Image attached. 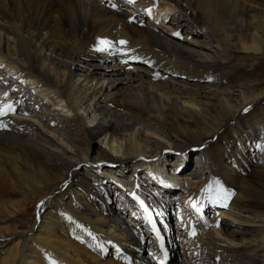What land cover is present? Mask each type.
<instances>
[{
	"label": "bare ground",
	"instance_id": "obj_1",
	"mask_svg": "<svg viewBox=\"0 0 264 264\" xmlns=\"http://www.w3.org/2000/svg\"><path fill=\"white\" fill-rule=\"evenodd\" d=\"M247 31L236 61L258 76L235 82L223 70L239 71L226 62L233 35ZM261 62L264 0H0V104L14 107L0 116V264H159L142 256L143 222L162 258L161 243L175 257L169 264H264V200H248L264 185ZM216 125L217 141L189 170L183 136L205 142ZM96 136L120 159L93 149ZM211 146L225 152L220 184L235 193L220 203L210 200L218 190ZM172 150L179 156L168 160ZM49 169L62 183L36 194ZM183 180L174 206L166 189ZM116 191L120 210L133 205L143 220L120 216ZM35 209L48 214L19 229L17 219Z\"/></svg>",
	"mask_w": 264,
	"mask_h": 264
},
{
	"label": "rangeland",
	"instance_id": "obj_2",
	"mask_svg": "<svg viewBox=\"0 0 264 264\" xmlns=\"http://www.w3.org/2000/svg\"><path fill=\"white\" fill-rule=\"evenodd\" d=\"M117 9L119 11H124V9H122V8H117ZM241 36L250 38V32L247 31V32H243V33H235L233 35V37L231 39V42H230V44L232 45V47L229 49V52H228V57H229L228 59L230 60V62L229 61L226 62L227 63L226 64L227 66H229V67H236V68L239 69V71L236 70V69L235 70L225 69V70H223L224 71L223 72V74H224L223 77L224 78H230V79H232V81L234 80L235 82H238V81H246V80H249V81L252 82V81H255V79H256V77L258 75L256 73H254V74L251 73L250 71H248L247 68H244L242 65L238 64L237 61H236L237 59H239L241 57V53H238L239 50H238V47L236 45L237 44V41L239 40V38ZM236 53H238V54H236ZM136 63H140V62L138 61ZM260 65L262 67L264 65V62H261ZM101 67H103V65ZM263 71H264V68H263ZM258 81H261L262 82L261 79L258 80ZM132 105H135L134 108H133L134 112H139L140 110H142V106H140V105H138L136 103H133ZM255 108H256V106H255ZM224 118L225 117H223L221 115L217 116V120L215 121V123L217 124L219 121H222ZM203 122L200 121V120H198L196 122H191L190 127L192 129H196V127H202L203 126ZM205 123L208 125L209 122L205 120ZM83 124L86 125V126H87V124H88V126L92 125L87 120H85V122ZM216 128H218V129L216 130ZM183 129H185V128H183ZM179 131L183 135L182 130L179 129ZM219 131H220V125H216V127L213 130V134L211 136H208L206 138V141L205 142H203V141L202 142L201 141L200 142L199 141H196L195 139H193L192 136H190V133H188L189 136H183V138L187 141V144H186V146L184 148V149H186V152L183 155L184 156H188L187 160H189V165L187 166V168H189V170L193 169V168H191V165L193 164L194 160L197 161L199 159V157H200V156H198V158H195L196 157L195 154H197L200 151V149L203 147V145L209 143L210 141L213 142V143H214V141H217L216 140L217 137L215 136L214 133H216V132L219 133ZM90 144H91V146H92L93 149H96V147H99L101 149H104L107 153H109L110 160L116 161V160H119L120 159V156L118 154H115V144H111V143H109V145L106 144L105 143V139H103V136H96V137H94L93 138V141H91ZM172 151H173V154H171L168 157L169 158L168 160H170V159L171 160H174V157L175 156H179L177 154V152H176L177 150H172ZM208 153L209 154L211 153L210 155L213 158L212 161L215 164V165H212V167H211V171H212V173H211L212 174V176H211V183L213 185H216L217 184L216 183L217 181H219V183L220 182L221 183H227V181L225 180V177L223 176V170L220 169L219 164H216V163H218V160L221 157L225 156L224 155L225 152L223 150H221V149H218L216 146H214V147L211 146V148H210V150H209ZM191 159H193V162L191 161ZM179 162H181V161H178V163ZM165 165H166V161H165ZM179 167H181L180 169L183 170L181 163L179 164ZM79 169H81V170H78V173L79 172H82L83 167H80ZM184 169H186V168H184ZM130 171L131 170L129 169V172ZM143 171L140 174L141 176L144 174ZM62 181L63 180L56 179V174L54 173V171L49 169V172L46 173L45 175H43V177L41 178V182L43 184L44 189L43 190L42 189H36V190H34V192L36 194H42V193H44V192H46V191H48L50 189L55 188L57 185H59L60 183H62ZM110 182H112V181H109V184H110ZM186 183L187 182L183 180V182H181L179 184L180 186H179V189L177 191H174V189H175L174 186H173V188H167L166 189V190L169 191V194H172L173 195L172 196L173 197V204L174 203L176 204V202L178 203V201H179L178 194L180 193L179 190L180 189L181 190L182 189H186L187 188ZM65 187L66 186H64V188H62V189H64L63 192H64V194H68L67 187L66 188ZM121 192L116 191V192H111V194H110L111 195L110 196L111 204L114 207H117L119 210H120V208H122V206H126L125 205L126 202L124 204L122 203L123 202V199H124V196L121 194ZM171 192H173V193H171ZM250 194L251 195H250V197L248 199L250 202H254V204L258 203L259 201L262 202L264 200V185H261L260 183H257L256 185H253L250 188ZM32 196H33L32 194H29V198L32 197ZM175 204H174V206H175ZM160 212L161 211L158 210V213H160ZM47 214H48V210L43 211V212L39 211V213H38V210L35 209L33 212H30V213H28V214H26V215L18 218L17 221L20 224L19 229H25V227L29 223L33 222V220L35 219V217L39 218L40 220H43L44 217H46ZM119 214H120V216L124 220H131L132 219L131 221H133V220L136 221V220H138V217H140V218L142 217V220H143V216H142L143 214H141L140 211H137L133 205L127 206L125 209L120 210ZM211 217H212V213L209 210V212L206 214V218L207 219H210ZM185 218L191 219L190 222H195V220H194L195 219V215L189 214ZM155 219L158 221L159 227L163 231L164 228H163L162 222L160 220L161 218H159L158 216H155ZM13 221H11L9 223V225H12L13 224ZM175 223H176V221H175V218L173 216V218H171V220H170V225H171V227H173V229L176 226ZM122 225H124V224L122 223ZM127 225H129V224L127 223ZM140 225H141V230H142L143 235H144V237H141V246H142V250H143L142 256L145 257V256H147V254L151 253L152 256L150 257V261L152 259H154V258H156L157 260L164 259V258H161V254H159L157 252V249H155L158 246L157 245V240L155 239V237L153 236V234L150 233L149 230L146 229L148 227V225L146 224V226H145L144 222L141 223ZM210 229H213L211 223L208 224L207 229H205V231H208ZM257 237H258V239L264 238V234L263 233H258L257 234ZM175 238H177V237H175ZM153 251H154V253H153ZM155 252H157V253H155ZM174 258H175L174 256H171V255L167 254V259L165 261V264H169L170 263V260H173Z\"/></svg>",
	"mask_w": 264,
	"mask_h": 264
},
{
	"label": "snow or ice",
	"instance_id": "obj_3",
	"mask_svg": "<svg viewBox=\"0 0 264 264\" xmlns=\"http://www.w3.org/2000/svg\"><path fill=\"white\" fill-rule=\"evenodd\" d=\"M134 0H129V3H133ZM113 7H115V5H113ZM148 13L151 14V9H147ZM157 23H159V21H157ZM173 35L175 36H180V32H174ZM120 44H126L127 41H120ZM100 44L105 45L106 47H110V43L106 40H101ZM98 50L103 51L105 50L103 47L98 48ZM131 59H140L139 57H131ZM147 62V61H146ZM158 75V74H157ZM5 96H7V93H5ZM7 111H14V107L11 103L9 104H0V116H4L7 114ZM245 112L248 111V109L244 110ZM0 127H6V124H4L2 121H0ZM217 183V195L216 197L213 199L210 197L211 202L213 203H220L222 200L226 201L227 199H229L232 195H234L235 193L232 190H229L227 188H225L222 184L219 183V181L216 182ZM211 187V186H209ZM133 196L139 200L138 196H135V193H133ZM141 206L144 207L145 211H148V208L146 205H144L143 201H139ZM43 203V201H41V204ZM224 207H227V203L223 204ZM200 209L198 208L197 211H199ZM153 230L157 232V236L161 239L162 241V237L159 236V231L156 229L155 224L153 223ZM195 229L193 228L192 232L190 233V235H195ZM100 247L102 248L103 245H100ZM161 251L164 252V259H161L159 261V264H165V261L167 259V251L164 249L163 247V243H161ZM53 264H55V262H53Z\"/></svg>",
	"mask_w": 264,
	"mask_h": 264
}]
</instances>
